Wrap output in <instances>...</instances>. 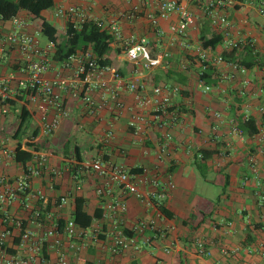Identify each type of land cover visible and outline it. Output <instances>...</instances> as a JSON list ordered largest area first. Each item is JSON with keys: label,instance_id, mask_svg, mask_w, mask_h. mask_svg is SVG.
I'll use <instances>...</instances> for the list:
<instances>
[{"label": "crops", "instance_id": "obj_1", "mask_svg": "<svg viewBox=\"0 0 264 264\" xmlns=\"http://www.w3.org/2000/svg\"><path fill=\"white\" fill-rule=\"evenodd\" d=\"M52 1V7L43 11L41 17L56 30L57 42L63 40L68 23L55 17L54 11L74 6L86 14L88 21L107 29L115 22L123 39H146L147 58H154L162 51H167L169 58L167 67L143 72L125 59L122 41L113 40L106 58L110 61L108 66L119 73L121 80L115 82L110 75L105 77L109 87H117L123 108L115 109L114 102L103 100L98 91L94 97L97 116H90L70 90L77 82L78 62L75 60L68 66L66 62H55L54 46L42 56L48 64L44 77L66 82V88H55L53 92L67 114L48 108V119L58 120L57 128L50 135H43L39 128L37 109L44 105L42 101L28 104L16 90L15 81L10 83L9 98L0 101V175L19 179L34 164L35 158L46 159L43 174L29 180L31 192L41 191L45 195L43 201L36 202L32 196L24 198L40 209L41 221L30 222V214L19 200L5 209L10 218L21 221L22 231L33 234L39 247L33 264L39 260L54 261L59 255L68 264H264V256L260 254L264 249V208L259 201V196H264V143H257L255 133L252 134L261 124L257 111L261 98L256 92L259 87L264 88V19L258 15L257 8L264 0H239L235 8L217 11V15L225 16L229 22L228 37L224 36L223 27L212 24L205 11L207 0L185 4L193 23L183 35L173 31L178 25L177 13L158 20V34L146 19L147 13L156 12L159 0ZM135 6L139 8L138 17L126 19L124 14ZM18 14L27 18L28 33L40 32L42 20L33 19L26 11ZM13 29L11 21L3 23L5 32ZM211 39H219L211 48L213 55H221L225 60L238 57L250 65L246 73L234 75L225 64L201 63L198 52L210 48H204V44ZM226 39L247 41L253 48L231 51L226 47ZM39 42L43 50L50 44L41 34ZM22 66L16 54L2 56L0 78L23 77L19 72ZM206 67H211L214 73L209 78H201ZM244 82L248 84L243 85ZM129 83L144 86V93L149 96L155 87L177 88L170 97V104L178 114L177 123L171 128H150L145 134L134 135L128 128L134 109L133 94L126 87ZM202 85L210 86L211 91L203 92ZM23 108L28 112V119L18 131ZM214 113L220 115L219 119ZM233 125L244 132L232 133ZM108 129L112 130L113 138L104 143ZM165 133L172 140L167 151L159 156L160 138ZM17 145L21 151L31 154V160L24 164L16 162ZM250 157L257 163V176L249 166ZM96 160L129 170L141 193L153 190L155 180L167 189L161 205L169 218L161 215L150 200L125 198L127 211L121 225L125 235L136 242L117 256L109 253V241L104 233L110 226L101 217L93 220L88 236L81 241L70 242L63 233L74 213L76 198L84 201L89 215L104 212L105 198L97 196L96 189L107 179L87 166ZM170 184L172 188H168ZM111 188L112 196L124 198L113 184ZM60 199L65 201L59 206ZM139 221H153L154 228L164 231L166 237L160 238L151 228L134 234L133 228ZM52 223L58 225V235L40 242ZM5 228L12 232L4 243L6 252L20 257L32 255L30 246L20 245L19 230L6 226L0 213V232ZM56 239L58 244H54ZM197 240L210 252L209 257L197 253Z\"/></svg>", "mask_w": 264, "mask_h": 264}, {"label": "built area", "instance_id": "obj_2", "mask_svg": "<svg viewBox=\"0 0 264 264\" xmlns=\"http://www.w3.org/2000/svg\"><path fill=\"white\" fill-rule=\"evenodd\" d=\"M199 1L200 0H159L156 12L147 13L145 17L158 34V20L168 19L172 14L177 13L179 19L178 25L173 31L175 34L183 35L193 23V17L187 10L185 4ZM238 4L239 0H207L205 3V11L209 14L212 24L214 26L223 27L225 37H228L229 22L225 16L217 15V11L235 8ZM257 13L264 19V2L257 8ZM138 14L139 8L135 6L125 13L124 17L128 20H134L138 17ZM54 16L65 19L73 28H78L81 24L88 21L86 14L80 8L74 6L59 7L54 11ZM8 21H11L14 25V29L10 32H5L3 30V23L5 20L0 14V58L10 54H16L18 60L23 63V66L19 70L23 77L14 78L13 76H9L0 78V101L4 102L9 98V93L12 91L10 83L15 81L16 90L24 95L28 104H36L39 100L44 104L37 109L40 117L39 128L43 135H50L57 128L58 120L57 118L48 119V108H53L58 114L64 116L67 114L64 106L53 92L55 88H66V82L60 79L48 80L44 77L45 73L48 71V64L42 56L45 52L54 48V44L50 43L46 49L43 50L39 42L40 32L31 34L25 30L28 21L25 16L17 14ZM109 31L114 41H122L125 59L134 65H138L143 72L149 73L155 67L168 66L167 59L169 58V53L167 51H162L154 58H147L148 43L146 39H123L115 22L111 23ZM226 47L231 51L253 48L250 42L230 39H226ZM76 53L65 61V65L68 66L75 60L78 62V66L75 70L77 82L70 86V90L73 91L81 101L86 114L97 116L98 106L94 97L98 91L102 94L103 100H111L114 102L115 109L120 110L123 108V104L118 98L119 93L117 87H109L105 77L106 75H110L113 81L119 82L121 80L119 73L109 66H100L95 56L90 51L80 52V54ZM198 59L201 63L208 62L211 65L225 64L234 72V75L245 74L247 71L238 57L225 60L221 55H213L211 48L199 51ZM139 75H141V73H139ZM232 77L233 76L230 78ZM246 84L248 83H243V85ZM126 87L127 90L133 94L134 109L128 121V128L134 135L145 134L150 128H171L177 123L178 114L170 104L171 94L177 92V88L168 86L155 87L152 89V95L149 96L144 93V86L129 83ZM201 87L203 92L211 91L210 86L202 85ZM256 96L261 98V103L257 109L261 116V124L255 133V141L257 143H264V88L262 86L258 88ZM214 116L217 119L220 117L218 113H214ZM231 129L234 134H241L242 132L236 125H233ZM112 138L113 132L111 129H108L105 132L103 142L108 143ZM171 140L172 136L169 133L161 135L159 156L167 151L168 144ZM199 157H201V155H199ZM45 166L46 159L40 156L37 159L35 158L34 164L28 166L23 176L19 179L11 180L4 175H0V213L2 215V222L6 226L10 225L18 229L21 242L20 245L23 247L30 246L32 252V255L26 257L9 255L6 252L4 243L5 240L11 236L12 232L10 229L5 228L0 232V264H33V262H35V256L39 251V247L36 245L33 234L28 230L22 231L21 221L10 218L6 214L5 209L15 200H19L22 207L28 210L30 222L38 224V222L41 221L40 209L33 206L24 198L26 196H32L36 202L43 201L45 195L41 191L31 192L29 180L33 177H40L43 174ZM87 166L100 177L107 179L104 184L96 189V195L105 198L103 203L104 212L101 215V220L108 222L110 227L103 233L109 241L108 250L110 255L117 256L127 251L130 247H133L136 242L134 238L125 235L121 225L122 217L127 211L125 198L127 196H132L139 201L150 200L157 207L164 200L167 189L159 185L155 180L152 182L153 190L147 193H141L138 190L135 176L129 170L112 166L102 160H96L89 163ZM249 166L252 173L257 176L258 167L254 157L249 158ZM53 173L55 172H52V174ZM111 184L121 191L124 198L112 196ZM168 186V188L173 187L171 184ZM64 201L65 199H60L59 206L64 203ZM259 201L261 207L264 208V196L260 195ZM147 228L157 231L162 239L166 237L164 231L154 228L153 221L137 222L133 228V233L139 235ZM87 230L88 228L84 229L79 227L71 219L65 224L63 233L70 242L72 240L81 241L88 236ZM58 232V225L52 223L51 228L44 232L40 242H44L48 237L57 236ZM58 243L59 240L56 239L54 244ZM71 247L78 249L76 245H71ZM196 249L198 254L207 257L210 256V252L200 240L196 241ZM165 252L168 253L169 249H166ZM260 254L264 256V249H261ZM38 264L68 263L63 255H59L54 261L39 260ZM210 264L217 263L211 262Z\"/></svg>", "mask_w": 264, "mask_h": 264}, {"label": "trees", "instance_id": "obj_3", "mask_svg": "<svg viewBox=\"0 0 264 264\" xmlns=\"http://www.w3.org/2000/svg\"><path fill=\"white\" fill-rule=\"evenodd\" d=\"M52 5V0H0V14L5 21H8L12 17L16 16L20 11H26L32 16L33 19L42 20L40 24V34L46 39V41L54 44L55 51L52 55V59L57 63L65 62L77 51H90L95 56L97 63L100 66H108L110 61L106 58V56L111 50L110 46L113 41L109 29L102 27L101 24L93 21H86L78 28H73L72 25L68 23L63 40L61 42H57L56 30L41 17V13L51 8ZM218 43L219 39L208 40L204 44V48H214ZM247 49L251 50L249 48H245L244 50ZM246 53L250 55V52ZM241 64L247 68L250 67V65H246L244 61H241ZM205 70L206 71L203 73L201 78H209L214 73L211 67H206ZM27 119L28 112L25 108H23L20 114V124L18 131L22 129L24 124H26ZM241 130L243 131V129ZM256 132L257 131L254 130L252 131V134ZM14 156L16 162H21L23 164L31 160V154L21 151L20 145H17ZM157 210L161 215L167 218L170 217L168 212L162 207L161 204L157 206ZM100 217L101 215L98 213L89 215L84 209V201L80 198L75 199V209L71 219L76 225L87 229L91 226L93 220L99 219Z\"/></svg>", "mask_w": 264, "mask_h": 264}]
</instances>
